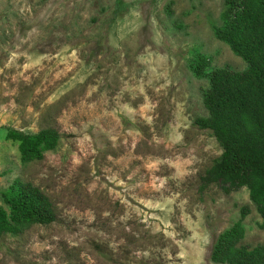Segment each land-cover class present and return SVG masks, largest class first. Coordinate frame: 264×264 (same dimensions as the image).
Segmentation results:
<instances>
[{
  "label": "rangeland",
  "instance_id": "1",
  "mask_svg": "<svg viewBox=\"0 0 264 264\" xmlns=\"http://www.w3.org/2000/svg\"><path fill=\"white\" fill-rule=\"evenodd\" d=\"M226 9V0H0V206L9 209L1 193L20 180L56 217L0 236V264H219L216 245L239 222L240 245H264L248 187L202 189L223 148L196 123L209 116L210 86L197 70L248 67L217 39ZM10 129H53L61 140L24 164Z\"/></svg>",
  "mask_w": 264,
  "mask_h": 264
},
{
  "label": "trees",
  "instance_id": "2",
  "mask_svg": "<svg viewBox=\"0 0 264 264\" xmlns=\"http://www.w3.org/2000/svg\"><path fill=\"white\" fill-rule=\"evenodd\" d=\"M226 6L217 39L229 44L248 67L244 71L203 67L200 71L199 66L197 70L198 76L207 75L210 86L204 99L209 116L196 123L210 129L223 148L221 157L203 176L202 189L213 184L228 190L248 187L264 227V0H226ZM7 137L18 142L24 164L42 160L61 140L53 129L37 134L10 129ZM1 195L9 209L0 206V236L56 220L48 197L31 183L18 180ZM242 226L239 222L221 236L213 254L216 263L264 264V245H240L245 235Z\"/></svg>",
  "mask_w": 264,
  "mask_h": 264
}]
</instances>
